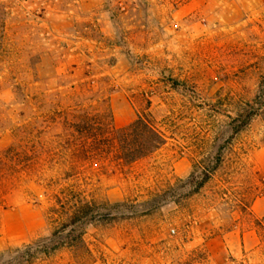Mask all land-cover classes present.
<instances>
[{
	"label": "rangeland",
	"instance_id": "rangeland-1",
	"mask_svg": "<svg viewBox=\"0 0 264 264\" xmlns=\"http://www.w3.org/2000/svg\"><path fill=\"white\" fill-rule=\"evenodd\" d=\"M80 109L147 116L166 144L114 168ZM72 187L100 205L91 264H264V0H0V252L50 234Z\"/></svg>",
	"mask_w": 264,
	"mask_h": 264
},
{
	"label": "trees",
	"instance_id": "trees-1",
	"mask_svg": "<svg viewBox=\"0 0 264 264\" xmlns=\"http://www.w3.org/2000/svg\"><path fill=\"white\" fill-rule=\"evenodd\" d=\"M62 114H95L90 118L87 116L78 118L76 121L81 127L78 130L77 125H74L73 128L77 129L76 132L83 144L91 142L93 153L100 162H107L114 168L128 167L151 158L166 144L164 132L147 116H137L128 125L117 127L108 111L89 112L80 109ZM68 117L70 116L65 118ZM220 158L221 154L218 152L212 165L196 163L192 166V172L187 179L188 185L192 186V194L198 193L210 181L211 176L220 167ZM76 169L75 163H71L68 168L69 172ZM54 200L55 206L51 213L56 218L51 220V225L54 226L52 232L20 248L6 247L0 252V264L49 262L57 253L64 250L73 256V264L93 262L92 252L82 238V226L94 219L100 206L99 202L87 199L83 192L73 187L60 191L54 196ZM254 223L257 237L264 241V217L255 220Z\"/></svg>",
	"mask_w": 264,
	"mask_h": 264
},
{
	"label": "built area",
	"instance_id": "built-area-1",
	"mask_svg": "<svg viewBox=\"0 0 264 264\" xmlns=\"http://www.w3.org/2000/svg\"><path fill=\"white\" fill-rule=\"evenodd\" d=\"M21 1H24V0H21Z\"/></svg>",
	"mask_w": 264,
	"mask_h": 264
}]
</instances>
